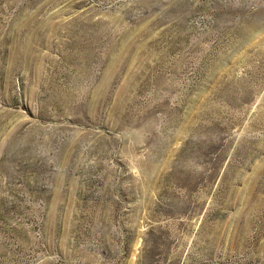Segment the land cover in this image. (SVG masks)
<instances>
[{
	"label": "rangeland",
	"instance_id": "rangeland-1",
	"mask_svg": "<svg viewBox=\"0 0 264 264\" xmlns=\"http://www.w3.org/2000/svg\"><path fill=\"white\" fill-rule=\"evenodd\" d=\"M0 264H264V0H0Z\"/></svg>",
	"mask_w": 264,
	"mask_h": 264
}]
</instances>
